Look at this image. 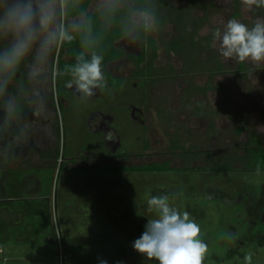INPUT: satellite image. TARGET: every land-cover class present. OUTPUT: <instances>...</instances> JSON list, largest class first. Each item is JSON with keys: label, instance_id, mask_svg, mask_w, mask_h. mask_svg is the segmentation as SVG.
<instances>
[{"label": "rangeland", "instance_id": "374dc122", "mask_svg": "<svg viewBox=\"0 0 264 264\" xmlns=\"http://www.w3.org/2000/svg\"><path fill=\"white\" fill-rule=\"evenodd\" d=\"M149 1L163 7V23L157 20L158 30L147 35L155 42L156 58L152 61L150 47L144 51L126 37L117 42L126 56L108 71L114 79H131L137 70L131 56L144 53L141 66L153 71L151 81L137 88L130 82L111 85L105 77L107 87L82 99L66 87L71 77L58 68V44L46 79H28L30 56L10 84L32 113L43 99L46 120L14 116L20 132L0 146V264H158L132 246L147 218H153L146 211L153 195H168L172 206L199 223L208 245L203 264H249L247 256L250 264H264V172L243 169L247 160L238 158L251 134L264 142V65L244 63L241 69L240 63L225 60L212 35L233 18L251 26L264 17V8L248 10L241 0ZM95 2L89 12L96 11ZM177 41L188 49H172ZM6 45L0 40V48ZM142 86L150 110L145 113L148 130L139 118L144 115L139 111ZM8 99L18 103L15 93H6ZM97 113L109 118L120 142L110 144L113 154L121 156L115 163H142L144 158L134 156L144 152L160 161L175 151L173 165L183 170H68L78 158L100 163V156L110 154L107 126L106 135L91 126ZM42 127L48 133L39 131ZM145 139L151 148L144 149ZM173 141L177 149L171 148ZM18 146L22 149L16 151ZM185 151L199 154L187 159L181 155ZM127 152L135 154L127 157ZM137 206L142 215L136 214Z\"/></svg>", "mask_w": 264, "mask_h": 264}, {"label": "clouds", "instance_id": "9594fccd", "mask_svg": "<svg viewBox=\"0 0 264 264\" xmlns=\"http://www.w3.org/2000/svg\"><path fill=\"white\" fill-rule=\"evenodd\" d=\"M80 3L81 0L71 5L70 0H0V40L7 41V45L0 48V98L6 96L8 86L30 56L28 79L33 82L46 79L55 47L75 39L72 27L86 28V34L81 36L83 48L93 45L92 24ZM241 4L248 10L264 8V0H241ZM70 6L78 9L79 15L68 23L61 17L66 16ZM128 7L124 0L95 2L96 12L110 16L113 21L118 14L130 15L132 23L144 34L152 35L158 30L154 10L129 12ZM124 35L132 42L138 39L134 29ZM212 35L213 45L219 43V53L225 60L251 63L256 67L264 65V17H257L251 26L239 19H229L223 30L217 29ZM103 61L102 53L92 51L89 58L85 51H81L75 63L66 66L65 74L71 77L66 87L74 89L82 99L96 95L97 89L107 87ZM33 95L40 98V91L34 90ZM17 109L15 99L5 101V110L10 117ZM45 112L44 101L40 99L39 106H33V116L37 120H46ZM39 131L48 133L47 127ZM146 205L147 213L153 218H147L145 230L133 241L134 250L148 260L158 261V264H203L208 245L201 238L199 223L191 218L190 213L172 206L168 195L150 196ZM136 214L142 215L138 206ZM245 259L250 264L251 256ZM100 264H107V261L102 260Z\"/></svg>", "mask_w": 264, "mask_h": 264}, {"label": "trees", "instance_id": "16d2710c", "mask_svg": "<svg viewBox=\"0 0 264 264\" xmlns=\"http://www.w3.org/2000/svg\"><path fill=\"white\" fill-rule=\"evenodd\" d=\"M76 0H70V5L75 3ZM92 0H81L80 7L83 8L87 13V19L91 21L92 24V40L94 41L93 45L90 48H83L81 44V36L82 34H86V28L84 30L74 29L71 30L75 36V39L71 43H61L58 50L57 57V65L60 71L65 74L66 66H71L75 63L76 56L81 52L85 51L86 56L90 58V53L92 51H96L98 53H102L104 55L103 61V70L105 76H110L107 72V64L120 59L125 55V52L122 48L117 46V42L123 38H126L124 35L125 32L135 30L138 33V39L141 41L146 38V34L142 32V30L134 25L131 21L130 15L118 14L115 21L112 20L110 16H102L101 14L95 12H89V6L91 5ZM128 7L127 11L135 12L136 10L143 9L148 12H152L154 10L156 19L163 23L162 17V5L158 8H155L149 0H131V3H126ZM79 15L78 9H73L71 6L64 16V21L68 22L70 19L77 18ZM238 15V14H237ZM188 42L193 43V39H188ZM148 44L151 48H153V56H156V50L154 46V40L152 38L148 39ZM172 49L178 51H186L188 46L182 43L181 41H177L172 43ZM66 55V56H65ZM139 59H136V62H139ZM240 68H244V63H240ZM20 69L18 70L15 79H19ZM15 93L18 99V109L13 116H9L5 110V97L0 98V145L2 146L3 142H6L11 139V136L18 135L21 129V125H18L13 119L14 116H18L23 121L33 118V113L31 108L28 106L27 102L22 99L20 96V90L18 88H14L13 86H8L7 93ZM241 130L238 131L240 133ZM21 149L20 147H18ZM18 149V150H19ZM239 160L244 163L246 160V164L242 167L243 169L256 171V172H264V142L261 135L253 133L250 136L249 141L244 147V155H238ZM251 161V162H248ZM82 160H75L71 165H69V169L73 171H118V172H164L172 170L167 162L164 163H152V164H144V165H114L109 163L102 164H91V163H82ZM240 162V164H241ZM250 163V164H249ZM242 165V164H241ZM66 166L64 162L61 165V169ZM68 169V170H69Z\"/></svg>", "mask_w": 264, "mask_h": 264}, {"label": "flooded vegetation", "instance_id": "af4514ba", "mask_svg": "<svg viewBox=\"0 0 264 264\" xmlns=\"http://www.w3.org/2000/svg\"><path fill=\"white\" fill-rule=\"evenodd\" d=\"M147 36V35H146ZM149 38H151V37H146V38H144L142 41H141V39L139 40V39H137V41H138V43L141 45V48L142 49H144V51L146 50V48H148V47H150L149 46V42H148V39ZM119 42V41H118ZM121 48V47H120ZM123 49V48H122ZM124 50V49H123ZM124 52H125V50H124ZM150 52H151V56H152V61L156 58V56H157V54H156V56H153V54H154V52H153V48H151L150 47ZM126 56V52H125V55L123 56V57H121L120 59H118V60H115V61H112V62H110V63H108L107 64V72L109 73V75L110 76H105L106 78H107V80H108V82L111 84V85H114V86H121V85H125V83H127V82H130V83H133L134 85H136V87H137V85H138V83H141V84H145L146 82H148L149 80H150V77L153 75L152 73H153V71L151 70V69H149L148 71H146L145 70V67H143V66H141V64H142V62H143V60H144V57H145V54L144 53H139L137 56H131V58H132V60L135 62V64H136V67H137V70L136 71H134L133 72V74H132V76H133V78H131V79H127V80H125L123 77H115V79H114V76L108 71V67H109V65L111 64V63H115V62H118V61H120L122 58H124ZM136 59H139L140 61L139 62H136ZM113 80H115L116 82H117V84H113L114 82H113ZM152 80V79H151ZM150 80V81H151ZM138 88V87H137ZM145 88L142 86V90H141V92H143L144 93V102H142V106H140V110L139 111H141L140 113H142V114H144V115H139L138 114V116H140L139 118L140 119H142L143 120V122H142V124L144 125V127L145 128H147L146 130H148V127H149V123H150V121L146 118V115H145V113H146V111L147 112H150V110H149V108L147 107V104H146V102H145V98H147L146 97V95H145ZM59 97V96H58ZM58 103H59V105L61 106V100H60V97H59V100H58ZM94 117H96L95 118V121H91V126H92V129H95V130H97V131H99V129L102 131V133L104 134V135H106V132H105V126H107V130H108V132H109V130L112 132V134H111V137L109 138V139H111L110 141H109V143H107V142H105L106 143V145L108 146V149L110 150L109 151V153L110 154H108V156H100V158H98V160H101V162L99 163H97V162H95L94 160H92L96 165H98V164H102V163H109V164H114V165H124V164H117L118 163V160H115L114 158H119V157H121V156H119V155H117V154H113V147H111V145H113V146H117V145H119L120 144V142L118 141V139L115 137V130H113V129H111V125L109 124V118L108 117H104V118H102L101 117V115L100 114H94L93 115V117L92 118H94ZM107 118H108V120H107ZM93 120V119H92ZM99 122H100V124H99ZM101 131H99V132H101ZM115 131V132H114ZM144 131H145V129H144ZM108 132H107V136H108ZM12 137H14V136H11V139H12ZM10 139V140H11ZM111 144V145H110ZM146 145V146H145ZM1 146V145H0ZM177 144L175 143V141H173L172 142V145H171V148L172 149H177ZM18 147H20V146H18ZM18 147H16V151H19V150H21L22 149V147H20L21 149H19ZM152 147V145H151V143H150V141H149V139H145L144 140V149H149V148H151ZM19 149V150H18ZM191 151H185L184 153H182L181 155L183 156V157H186L187 159H188V157H190V155H192L193 157H197L198 156V152H195V154L192 152V153H190ZM111 154H113V155H111ZM127 155V157L128 156H133L135 153H131V152H127L126 153ZM173 154H175V151H172V152H170L169 154H167L168 156H174ZM190 154V155H189ZM166 155V156H167ZM206 155V154H205ZM139 156H141V158L144 160L142 163H138V164H132V165H144V164H152V163H164V162H167L168 163V165H169V167L172 169V170H169V171H173V170H176V171H181V170H183V168H178L177 166H175V165H173V161H172V158L170 157H167L166 159H162V160H156V159H152V158H148V156L149 157H153V155H145V152L144 153H139L138 154V156H134V157H136L137 159H138V157ZM192 157V158H193ZM140 158V159H141ZM78 160H82L83 162H87L88 160H90V158L89 159H87V158H85V157H83V158H78ZM66 160H64L63 162H62V164L65 162ZM114 162V163H111V162ZM91 163V164H94V163ZM115 162H117V163H115ZM61 164V165H62ZM69 165H71V164H69ZM69 165L67 166V169H69ZM132 165H129V166H132ZM187 167V169H195V168H193V167H190V166H186ZM185 167V168H186ZM70 170V169H69ZM197 170H199V169H197ZM70 171H73V170H70ZM164 172H167V171H164Z\"/></svg>", "mask_w": 264, "mask_h": 264}]
</instances>
